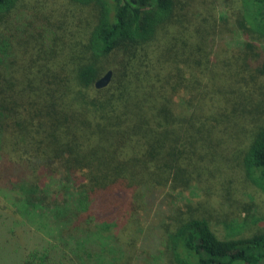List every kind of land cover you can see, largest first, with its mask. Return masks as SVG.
I'll return each mask as SVG.
<instances>
[{
	"label": "trees",
	"instance_id": "trees-1",
	"mask_svg": "<svg viewBox=\"0 0 264 264\" xmlns=\"http://www.w3.org/2000/svg\"><path fill=\"white\" fill-rule=\"evenodd\" d=\"M26 1L0 0V197L52 240L10 264H130L122 231L133 264H264L224 175L264 194V0Z\"/></svg>",
	"mask_w": 264,
	"mask_h": 264
},
{
	"label": "rangeland",
	"instance_id": "rangeland-1",
	"mask_svg": "<svg viewBox=\"0 0 264 264\" xmlns=\"http://www.w3.org/2000/svg\"><path fill=\"white\" fill-rule=\"evenodd\" d=\"M27 3L29 7H25L27 6ZM43 3L52 4L54 8L61 9L62 11L65 10L67 6H70L69 4H67V0H27L26 3L24 2L25 6H23V11H26L28 14H30V16L33 15L31 10L39 11L38 14H40V6ZM220 79V81H222L221 76ZM210 86H207L208 89L214 93V90H212V87ZM216 96L217 94L213 97V99H211L210 97H205V99H202L201 106L197 110V114H204L206 116L207 114L215 110L217 107H219V105L222 104V100L216 99ZM210 136L217 135L211 132ZM238 144L242 145L243 142H238L234 147L236 148ZM232 151L234 150H231V152ZM225 168L226 172L224 175L226 176L227 181L235 188V191L232 193L234 201L238 203V205H244L245 203L250 204V206L253 207L252 212H254V215L256 217H264L263 192H261L258 188H256L245 178V175L238 170V167L237 165H235L234 162H229L225 164ZM215 196L216 194L207 199H211L210 202L218 203V198H215ZM11 202L12 199L10 197H0V214L2 215L0 217V264H10L9 261L14 258V255H16L17 257H22L23 255H25V253H28L32 248L35 247L41 249L47 244V242L52 240V236L50 235V229H38L35 225L29 222H25L24 219H18V216L14 212V208L10 205ZM238 210L239 209L235 210V215L238 214ZM8 232L12 233L10 234V237L6 236ZM121 235L125 243L124 246L127 250L128 260L131 262L130 264H133V249L129 245L130 233L129 231H122ZM8 238H11V241L15 238L14 245L12 247H16V249L19 248L18 251L12 252V248L7 249L5 241ZM3 242L5 243L3 244ZM138 242L135 243V245L133 246L135 251H137L138 249ZM6 252L10 253L11 255L6 254ZM16 256L13 259L14 263H16L18 260ZM135 264H142V261H138Z\"/></svg>",
	"mask_w": 264,
	"mask_h": 264
},
{
	"label": "water",
	"instance_id": "water-1",
	"mask_svg": "<svg viewBox=\"0 0 264 264\" xmlns=\"http://www.w3.org/2000/svg\"><path fill=\"white\" fill-rule=\"evenodd\" d=\"M112 78V70H108L102 77H100L96 81V86L97 87H103L109 84L110 80Z\"/></svg>",
	"mask_w": 264,
	"mask_h": 264
}]
</instances>
